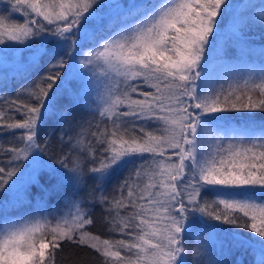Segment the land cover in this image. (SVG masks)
<instances>
[{"label": "snow or ice", "instance_id": "6c2138e0", "mask_svg": "<svg viewBox=\"0 0 264 264\" xmlns=\"http://www.w3.org/2000/svg\"><path fill=\"white\" fill-rule=\"evenodd\" d=\"M257 32L264 0H0V53L26 49L35 69L0 96V264H57L65 242L100 264H264ZM76 76L102 90H69ZM96 208L120 238L89 231Z\"/></svg>", "mask_w": 264, "mask_h": 264}, {"label": "trees", "instance_id": "16d2710c", "mask_svg": "<svg viewBox=\"0 0 264 264\" xmlns=\"http://www.w3.org/2000/svg\"><path fill=\"white\" fill-rule=\"evenodd\" d=\"M252 44L255 46H259L264 43L259 39V34H256V38L253 39ZM260 59H255L253 61H259ZM46 68L47 66L44 65ZM8 69L0 70V96L5 97H15L17 90L23 86L25 83V77L29 76L34 68L27 66L25 69L15 70L12 73L9 72ZM71 80L69 83L65 85V87L69 88V90H73V86L71 85ZM66 99L62 100L61 103H66ZM77 115L82 116L83 119L88 120L92 117L90 116L88 110L78 109ZM258 117L264 114H257ZM61 135L60 125L53 119L47 121L42 126L41 136L46 140H50V150L44 155V160L49 163L55 162V156L59 150V136ZM10 139V138H9ZM127 174V169H125V173ZM43 173H41V183H44ZM115 183V181H113ZM111 189V185L109 186ZM25 195L24 192H21V196ZM54 195L47 197V200L51 199ZM43 194L40 189L35 185H32L30 190L27 192V199L32 201L36 198H42ZM3 199V197H0ZM95 224L89 228V231L100 235L102 238H120L118 234L110 233L107 231L106 226L103 223L102 214L100 208L95 209ZM245 236L251 235V233L244 232V230H240ZM238 257H242L244 260V264H251L253 257L248 252L236 251L234 254L229 257L232 260H235ZM57 264H100V257L94 250L84 247L74 245L70 242H65L62 245V249L57 254Z\"/></svg>", "mask_w": 264, "mask_h": 264}, {"label": "rangeland", "instance_id": "374dc122", "mask_svg": "<svg viewBox=\"0 0 264 264\" xmlns=\"http://www.w3.org/2000/svg\"><path fill=\"white\" fill-rule=\"evenodd\" d=\"M120 3L127 4L128 0H119ZM18 19L22 20V17H17ZM258 34V32L256 33ZM224 45V51L222 53L223 58L226 62L231 64H236L237 61L235 57L237 56V50L230 46L226 41L221 42ZM19 47V46H16ZM258 56H254L251 59L255 60L258 59ZM31 59V52L21 48L19 52H7V53H0V70L8 69L9 72H13L15 70H21L25 69L27 66H29V62ZM257 65L260 64L259 61H255ZM7 70V71H8ZM69 80H71V85L73 86V90L81 89L83 86V89L92 92L95 94L96 91L102 90V85L95 82L90 81L86 76L85 77H69ZM1 93V92H0ZM57 197L54 195L51 199L47 200L49 206H54L56 203ZM32 205H35L37 203V198L35 200H32ZM31 207V206H29Z\"/></svg>", "mask_w": 264, "mask_h": 264}]
</instances>
